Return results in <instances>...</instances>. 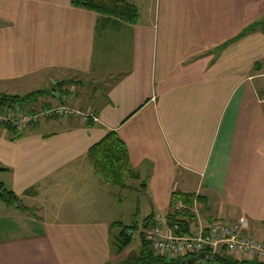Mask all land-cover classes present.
<instances>
[{
  "label": "crops",
  "instance_id": "crops-1",
  "mask_svg": "<svg viewBox=\"0 0 264 264\" xmlns=\"http://www.w3.org/2000/svg\"><path fill=\"white\" fill-rule=\"evenodd\" d=\"M127 1L136 24L71 0H0V94H35L36 108L60 104L71 78L107 89L92 106L98 123L41 120L14 140L0 127V182L18 196L17 211L33 213L0 219V264L114 262L119 187L88 157L111 131L153 221L170 212L173 193L198 194L189 235L246 218L264 243V23L221 48L264 21V0ZM74 103L85 107L80 96Z\"/></svg>",
  "mask_w": 264,
  "mask_h": 264
},
{
  "label": "trees",
  "instance_id": "trees-1",
  "mask_svg": "<svg viewBox=\"0 0 264 264\" xmlns=\"http://www.w3.org/2000/svg\"><path fill=\"white\" fill-rule=\"evenodd\" d=\"M71 4L74 7L83 8L86 10L94 11L100 14L102 17L113 20L118 23L136 24L139 20L140 13L136 5L128 2L127 0H71ZM264 21L256 22L246 27L240 35L231 41L222 45V49L229 44L239 40L240 38L256 32L261 28ZM35 94H30L24 97L0 94V108H10L12 106L27 107L28 103L34 98ZM50 105H46L44 108H49ZM29 111H35L31 108H27ZM26 110V111H27ZM51 117V116H50ZM54 118H57L56 116ZM51 119V118H50ZM92 123H89V125ZM13 132L12 127L0 125ZM23 136V134L15 135L12 140ZM88 157L92 163L96 174L107 184L116 186L119 188H126L128 186L127 181L130 176H133V170L130 164V158L127 148L124 142L120 139L115 131L109 132L99 143L94 145L88 152ZM5 169L0 167V172ZM199 200V197L193 194H184L181 192H175L171 198L170 212L167 219L170 224L178 223L183 233H190V223L194 219L195 215L190 210H184L182 212H176L174 210L175 205L178 202H183L188 206H193L195 199ZM0 202L7 206L21 208V202L18 196L11 190L7 189L5 185L0 182ZM152 215L145 219L142 229L149 228L152 221ZM113 226H121L122 231L115 239L113 249L116 254H121L125 251L133 242L132 229L138 230V226L132 224L131 226H124L122 223H114ZM139 233L141 239V252L139 255L134 256L128 261H124L117 264H182L193 256L188 255L178 260H169L166 256L156 254L150 244L146 240L144 231ZM211 255L209 261H205L209 264H263L257 260H245L238 259L230 255L225 248H221L217 253L212 254L211 251H205ZM111 264V263H109Z\"/></svg>",
  "mask_w": 264,
  "mask_h": 264
},
{
  "label": "built area",
  "instance_id": "built-area-1",
  "mask_svg": "<svg viewBox=\"0 0 264 264\" xmlns=\"http://www.w3.org/2000/svg\"><path fill=\"white\" fill-rule=\"evenodd\" d=\"M59 95L61 97V94ZM56 96L58 97V94ZM67 100L74 102L72 96H64L62 102L66 103ZM261 102L264 103V98ZM4 108H0V125L11 126L17 131L53 115L68 117L75 115L85 124L100 122V118L93 110L81 112L78 109L69 108L66 104L39 112H22V108L17 105L10 108L6 107V110ZM187 209L198 216L197 198L193 206L178 202L174 207L176 212ZM167 216L168 214L166 216L156 215L152 225L143 230L146 240L156 254L166 256L169 260H178L188 255L203 253L206 250L215 254L221 248H225L230 255L238 259L257 260L264 264V243L250 235V221L246 218L232 222L217 220L207 229L201 227L198 234L193 236L183 233L178 223L170 224ZM194 264L209 263L199 260Z\"/></svg>",
  "mask_w": 264,
  "mask_h": 264
},
{
  "label": "rangeland",
  "instance_id": "rangeland-1",
  "mask_svg": "<svg viewBox=\"0 0 264 264\" xmlns=\"http://www.w3.org/2000/svg\"><path fill=\"white\" fill-rule=\"evenodd\" d=\"M71 78L70 83H66L67 85L65 86L66 89L61 90V91H57L56 94L59 95V93H61V99L63 101L64 96H72L73 97V101H77V97L80 96V102L85 106V107H81V105L76 104L74 106V102L71 101H66V103L61 102L60 104H58L57 102H53L52 104H48L50 105L49 108H57V106H60L62 104H66L69 108H74V109H78L81 112H87L89 110H93L92 106H95L98 104V99L97 97H104L107 94V89H106V83L104 81H99V82H95V80L97 79H93V83L92 82H88L86 81V78ZM68 80V79H67ZM79 80V81H78ZM86 81V82H85ZM50 82V80H49ZM48 83H45V87L47 88ZM74 89V90H73ZM75 90H77L75 92ZM23 92V91H20ZM1 93V91H0ZM23 94H29L28 91H25ZM59 98V99H60ZM58 99V98H57ZM72 100V99H71ZM31 102V101H30ZM28 104H31V103ZM19 106V105H17ZM27 107H22L19 106L20 108H22V112H25L27 110V108H30L28 105H26ZM45 106H40V107H31V109L35 110L34 112H39L42 111L44 109ZM7 108L5 107L4 110H6ZM29 111V110H27ZM31 112V111H29ZM57 118H64L66 116L63 115H53L51 117H46L43 118L41 120H46V119H54V117ZM69 117H77L75 115L73 116H69ZM40 122V121H39ZM31 123L30 125H27L25 127V129H22L21 131H17L16 129H13L12 133H15L17 135L19 134H25L26 130H28V128H30L31 126L36 125L37 123ZM3 125V124H1ZM7 127H11L8 125H5ZM2 127V126H0ZM128 186L126 188H116V192L115 193H119V198L118 197H114L113 199H110V202H112L114 204V206L116 207V215H117V219L116 221H119V223H122L124 226H131L132 224L137 225L138 229L141 228V226H143V223L145 222V219L151 214L152 212V204L150 202V195L144 191L143 189H141L139 182L136 181V179H132V180H128L127 181ZM200 208V207H199ZM130 209L132 210V213L134 215H128L130 213ZM200 209H198V215L200 214ZM193 213V212H191ZM33 214V213H31ZM30 213H26L24 211H17V209H15V207H9L6 204L0 202V219L3 217H7L8 222H10L12 219L14 221L16 220V217L22 216V217H29L30 218ZM194 215H196L195 213H193ZM115 215V216H116ZM35 216V215H33ZM153 223V219L150 223L149 226H151ZM122 231L121 226H115V228L112 230V237L114 235L118 236L120 234V232ZM133 233V245H131V247L129 248V250L127 251H123L120 254H114L113 256V252H112V258L114 259L112 262L113 264H117V263H121L124 261H128L130 259H132L134 256L139 255V251L141 250V242H140V237H139V230L136 229H132ZM111 263V264H112ZM109 264V263H108ZM133 264V263H132Z\"/></svg>",
  "mask_w": 264,
  "mask_h": 264
},
{
  "label": "water",
  "instance_id": "water-1",
  "mask_svg": "<svg viewBox=\"0 0 264 264\" xmlns=\"http://www.w3.org/2000/svg\"><path fill=\"white\" fill-rule=\"evenodd\" d=\"M211 259V255L209 253L203 252L193 256L192 258L188 259L187 261L183 262L182 264H194L199 260L209 261Z\"/></svg>",
  "mask_w": 264,
  "mask_h": 264
}]
</instances>
